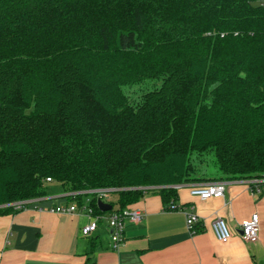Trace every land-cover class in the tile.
Returning <instances> with one entry per match:
<instances>
[{
	"label": "trees",
	"instance_id": "trees-1",
	"mask_svg": "<svg viewBox=\"0 0 264 264\" xmlns=\"http://www.w3.org/2000/svg\"><path fill=\"white\" fill-rule=\"evenodd\" d=\"M263 2L0 0V216L264 179Z\"/></svg>",
	"mask_w": 264,
	"mask_h": 264
},
{
	"label": "crops",
	"instance_id": "crops-1",
	"mask_svg": "<svg viewBox=\"0 0 264 264\" xmlns=\"http://www.w3.org/2000/svg\"><path fill=\"white\" fill-rule=\"evenodd\" d=\"M253 182L227 181L225 196L207 201L191 195L195 184L174 187L178 209L172 211H166L158 191L145 193L130 205L142 211L144 219L127 225L119 251L112 249L105 219L91 237H84L82 229L91 222L86 212H50L70 203L64 191L58 197L50 193L25 209L0 216V264H264V192L253 195ZM191 213L202 222L196 234L186 225ZM253 215L259 217V240L247 243L238 226ZM218 218L233 233L228 243H220L213 231Z\"/></svg>",
	"mask_w": 264,
	"mask_h": 264
},
{
	"label": "built area",
	"instance_id": "built-area-1",
	"mask_svg": "<svg viewBox=\"0 0 264 264\" xmlns=\"http://www.w3.org/2000/svg\"><path fill=\"white\" fill-rule=\"evenodd\" d=\"M264 3V2H263ZM51 179H48L50 181ZM253 195H261L264 192V179L253 180ZM226 182L225 181H215L203 185H195L191 189V195L199 197L202 201H207L211 198H223L226 192ZM163 187H143L140 188L145 193L150 191H159ZM175 188H180V186H175ZM90 194H96L98 199L103 200L104 197L107 200H111L112 196L118 193L117 189H106V190H96L89 192ZM77 194H74V197H77ZM33 200L21 201L14 204L5 205L3 207H12L15 210L19 211L25 209ZM98 201V200H97ZM109 203V202H107ZM110 204V203H109ZM173 210L178 209L174 203H172ZM86 212L87 216L91 222L83 227L82 235L84 237H91L99 227V223L102 220H106L107 226L111 235L112 249L114 251H119L122 245L125 242V231L128 224L137 225L142 222L144 219V213L138 209H133L131 206H128L124 209L118 207L117 209L113 208L109 212L108 216L104 218V215H96L93 209L90 207V203L79 205L78 202H70L65 206H58L50 210L52 213L59 214H80V212ZM201 219L194 213L188 214L186 218V225L188 230L192 234H196L197 228L201 225ZM213 231L217 237V240L220 243H228L232 237L233 233L228 227V225L221 219L218 218L213 222ZM238 232L241 235V238L247 243H256L259 240V217L253 215L251 219L246 220L239 224Z\"/></svg>",
	"mask_w": 264,
	"mask_h": 264
},
{
	"label": "rangeland",
	"instance_id": "rangeland-1",
	"mask_svg": "<svg viewBox=\"0 0 264 264\" xmlns=\"http://www.w3.org/2000/svg\"><path fill=\"white\" fill-rule=\"evenodd\" d=\"M47 189L49 191V193L51 194H54L52 195L51 197H58V196H61V193L63 194V189L61 187V185L59 183H56V182H53V183H49L47 184ZM152 192V191H151ZM64 195V194H63ZM117 194H114L111 198V200H107L106 197L103 198V201L104 202H109V203H114L115 204V209L118 208V205H117ZM93 197H90V196H84L83 197V203L84 204H87V203H90L92 201ZM59 199H54L52 200V202H56L58 201ZM65 199H62V201H64Z\"/></svg>",
	"mask_w": 264,
	"mask_h": 264
},
{
	"label": "water",
	"instance_id": "water-1",
	"mask_svg": "<svg viewBox=\"0 0 264 264\" xmlns=\"http://www.w3.org/2000/svg\"><path fill=\"white\" fill-rule=\"evenodd\" d=\"M97 205L99 210L103 213L110 212L113 209L111 204L104 202L101 198L98 199Z\"/></svg>",
	"mask_w": 264,
	"mask_h": 264
}]
</instances>
